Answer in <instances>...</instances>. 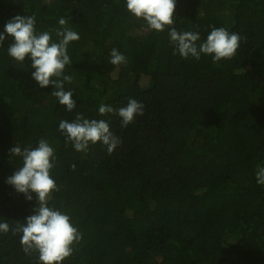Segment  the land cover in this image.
<instances>
[{"label":"trees","instance_id":"obj_1","mask_svg":"<svg viewBox=\"0 0 264 264\" xmlns=\"http://www.w3.org/2000/svg\"><path fill=\"white\" fill-rule=\"evenodd\" d=\"M35 17L37 32L53 41L60 18L79 39L67 46L76 107L66 110L0 46V222L10 227L35 204L5 182L22 166L9 156L18 144L54 149L50 170L59 209L81 233L61 264H264V0H176L173 25L163 32L126 9L125 0H0V32L15 15ZM238 33L230 59L213 63L174 54L169 27L200 34L212 27ZM246 38V39H244ZM126 63H110L111 49ZM134 98L144 105L127 127L116 114L100 115ZM103 119L122 143L111 154L97 142L76 151L61 120ZM0 264H38L20 234L0 232Z\"/></svg>","mask_w":264,"mask_h":264},{"label":"clouds","instance_id":"obj_2","mask_svg":"<svg viewBox=\"0 0 264 264\" xmlns=\"http://www.w3.org/2000/svg\"><path fill=\"white\" fill-rule=\"evenodd\" d=\"M126 9L136 18H142L150 30L163 32L166 26L173 25L176 0H125ZM60 27L56 28L58 38L52 40L51 32H37L35 17L15 15L5 24L0 32V46H4L7 37L11 42L7 45L8 55L20 64L27 56L31 60V77L43 88L51 85V95L57 98L66 110L72 111L76 107L71 90H64V85L71 82L72 77L64 74L66 65L73 63L67 54L70 42L78 40L79 35L68 27V20L60 18ZM169 42L174 47V54L182 58L190 56L199 60L201 55L212 57L213 63L221 59L230 60L239 48L242 37L223 27H212L209 34L199 44L200 34L192 31H177L169 27ZM246 39V38H244ZM110 63L119 65L126 63V57L116 48L111 49ZM100 115L116 114L121 118V127H127L138 115H143L144 105L134 98H129L126 106L114 109L107 104L98 108ZM59 130L65 137V144L71 143L79 152H87L90 145L100 142L107 147L109 154L122 143V140L110 131L107 121L87 119L83 114H77L72 121L61 120ZM22 158V166L16 167L12 175L5 182L11 185L17 193L24 194L26 200H33L35 204L32 214L17 221L14 226L7 221L0 222V232L11 231L20 234V244L26 255L37 253L38 264H61L72 255V245L81 240V233L73 226L69 215L59 209L49 207L48 201L53 191H59L50 170L55 166L54 149L47 140L41 138L36 147L21 148L14 144L9 149V156ZM256 181L264 185V166L257 165Z\"/></svg>","mask_w":264,"mask_h":264}]
</instances>
